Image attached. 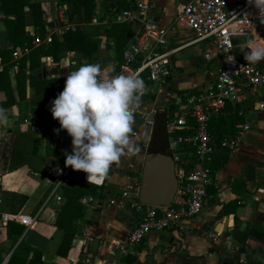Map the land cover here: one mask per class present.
<instances>
[{
    "label": "crops",
    "instance_id": "crops-1",
    "mask_svg": "<svg viewBox=\"0 0 264 264\" xmlns=\"http://www.w3.org/2000/svg\"><path fill=\"white\" fill-rule=\"evenodd\" d=\"M185 1L149 0L145 21L166 27L175 4ZM40 4L42 32L36 31L28 15L25 19L24 29L33 35L31 45L37 44L33 37L42 38L45 34V26L60 35L65 26L74 25L65 19L63 9L55 0H40ZM95 11V16L83 23V28L99 38L93 60L105 70V76H111L115 73H108L107 67L115 63L114 51L110 39L102 34L111 21L99 16L98 5ZM127 22L132 34L123 49L139 42L142 30L140 20ZM166 46L175 48L170 57V74L161 82L146 81V86L150 83L148 91L135 113L134 137L138 138L139 151L123 156L111 166L106 178L92 183L97 186L98 195L84 192L68 200L64 190L56 189L55 193L61 197L55 201L48 195L53 186L47 169L65 163V153L72 148V140L65 137L66 130L60 128L52 114L31 112L30 99L34 93L27 76L20 81L25 95L18 98L17 60L24 55L27 67L29 50L26 45L13 46L0 12V48H13L0 62V67L7 64V76L0 75V101L13 99L10 104L0 106L6 109L9 119L7 126L0 125V185L3 189L0 264H264V85L253 86L241 78L236 82L237 99L227 101L219 112L211 115L208 129L217 143L220 138L229 136L234 126L248 123V128L233 149L216 146L212 153L207 164L212 180L206 185L200 214L183 230H152L136 243L127 241L135 213L119 200V191L136 182L138 197L146 202L140 186L151 130L143 125L140 113L149 107L155 109L154 115L164 112L171 104L173 108L175 95L209 87L220 65L212 43L208 39L196 40L189 29H167ZM147 47L145 38L139 43L140 52H145ZM161 49L156 47V50ZM234 49L239 52L242 48L236 45ZM207 50L211 52L209 58L203 55ZM69 55L74 63L66 69L62 65ZM38 61L37 66L42 67L45 74L33 72L36 79L53 77L54 85L66 78L69 71L87 62L85 57L69 50L58 60L42 55ZM257 64L264 67V60ZM31 69L26 68L25 73H32ZM50 97L53 96L49 95L44 103L47 109H51L46 106ZM259 101L263 107H258ZM33 107L43 108L38 103ZM72 180L88 182L87 174L75 171ZM178 197L175 187L171 198ZM2 212L17 213L24 220H2ZM7 224L11 228L9 233ZM19 225L20 232L16 229ZM22 242L38 254L20 247Z\"/></svg>",
    "mask_w": 264,
    "mask_h": 264
},
{
    "label": "built area",
    "instance_id": "built-area-1",
    "mask_svg": "<svg viewBox=\"0 0 264 264\" xmlns=\"http://www.w3.org/2000/svg\"><path fill=\"white\" fill-rule=\"evenodd\" d=\"M130 1L131 7H117L113 14L124 21L140 20L142 30L138 37L139 42L126 46L121 60L117 65L112 64L115 68L114 75L135 72L145 83L164 81L170 74V57L175 50L166 46L167 29L175 31L186 28L193 33L196 40L208 39L214 53L220 58V65L209 87L175 95L173 108L171 104L164 109L165 137L179 197L171 198L165 204L141 201L136 182L125 185L119 191V200L135 213L127 232V241L133 244L152 230H183L191 219L200 214L206 185L212 180L207 165L212 153L216 146L226 150L233 149L240 135L248 128V123H242L232 135L222 137L215 143L208 129V120L212 114L219 112L226 101L237 99L238 78L253 86L264 85V67L257 63H248L234 49L236 45L247 47V41L264 44V12H260L249 0H187L175 4L172 19L166 27H156L145 21L149 0ZM73 27L74 25H68L64 29ZM45 29L42 38L35 36L33 42L38 44L50 41L54 32L50 31L49 26H45ZM64 29H61V33ZM233 36H244L245 41L233 44ZM145 38L148 39V47L141 53L139 43ZM156 47L163 49L156 50ZM203 55L209 58L211 52L207 50ZM257 104L258 107H263L262 102ZM154 113L153 107L140 113L142 123L149 131L153 126ZM65 136L71 138L67 131ZM74 172L71 166L66 169L57 165L50 166L47 173L52 177L53 189L49 194L53 193L58 184L71 179ZM2 190L0 185V204L3 202ZM52 196L55 201L60 200L58 193L54 192ZM1 218L24 220L17 213L7 212H2Z\"/></svg>",
    "mask_w": 264,
    "mask_h": 264
},
{
    "label": "clouds",
    "instance_id": "clouds-1",
    "mask_svg": "<svg viewBox=\"0 0 264 264\" xmlns=\"http://www.w3.org/2000/svg\"><path fill=\"white\" fill-rule=\"evenodd\" d=\"M249 3L264 12V0ZM246 43L244 59L248 63L264 60V44ZM73 63L69 55L62 67L70 69ZM104 71L98 63H82L69 71L50 109L53 119L72 138V152L65 153V166L85 172L88 183H99L114 163L139 151L138 138L134 137L135 113L148 91L138 73L105 76ZM107 72H115L114 66L108 65ZM8 123L7 111L0 107V125Z\"/></svg>",
    "mask_w": 264,
    "mask_h": 264
},
{
    "label": "trees",
    "instance_id": "trees-1",
    "mask_svg": "<svg viewBox=\"0 0 264 264\" xmlns=\"http://www.w3.org/2000/svg\"><path fill=\"white\" fill-rule=\"evenodd\" d=\"M55 4L63 9V14L65 19L74 24L73 28H66L60 35L55 33L51 34V39L48 42H40L36 45H31L32 34L24 29L26 15L31 19L36 31L40 34L43 29V9L40 4V0H0V12L2 13V20L6 29L8 38L12 40L13 46H28V65L25 66L24 55L17 60V91L18 98L24 97V90L20 87V81L23 82L25 76L29 78L28 84L33 86V97L30 99L32 101L31 112L33 114H52L50 109L44 107L46 98L50 95L57 97V95L63 90L65 85V80H59L57 85H54L55 79L52 77L36 79L34 73H25L26 68H34L39 64V57L42 55H49L53 60H58L64 51L69 50L76 52L79 56L85 57L86 63H98V61L93 60L94 54L97 51L99 38L92 35L89 31L83 28V23L89 22L93 16L96 14V6L100 8L99 16L105 17L107 20L111 21L107 27L103 28L102 34L107 36L111 41V47L114 51L112 60L118 63L121 60V54L124 47L125 41L131 36L132 31L129 27L127 21L118 20L114 14L113 9L115 7H131L130 0H55ZM26 7V8H25ZM12 14V16H8ZM13 50V48H0V62H3V56L7 57L8 54ZM36 57V59H34ZM2 64V63H1ZM99 64V63H98ZM7 64H2L0 67V75L6 73ZM34 78L35 80H30ZM8 83V81H7ZM150 83H147L149 86ZM2 86V85H1ZM8 86V84H7ZM4 88V87H3ZM152 96V94H150ZM13 99H4L0 101V106L4 104H10ZM41 104L43 108L33 107V104ZM227 101L224 103V105ZM224 105L222 107H224ZM221 107V109H222ZM237 127H233L231 134L235 131ZM70 138L68 136H65ZM72 140V138H70ZM73 147V146H72ZM72 148H70L67 153H71ZM62 169H66L65 163L60 164ZM52 178V177H51ZM58 190H64L66 199H75L78 195L87 192L91 195H98L96 192L97 186L84 182L82 180H72L69 179L66 183H60L56 186L53 193ZM49 194V197L52 194ZM59 194V193H58ZM60 195V194H59ZM61 197V196H60ZM13 223L18 224L13 221ZM18 232L21 231V226L16 228ZM11 230L10 225L7 224L6 231L9 233ZM25 250H32V253L38 252L24 244H20Z\"/></svg>",
    "mask_w": 264,
    "mask_h": 264
},
{
    "label": "water",
    "instance_id": "water-1",
    "mask_svg": "<svg viewBox=\"0 0 264 264\" xmlns=\"http://www.w3.org/2000/svg\"><path fill=\"white\" fill-rule=\"evenodd\" d=\"M244 41V36L231 37V42L233 44L243 43ZM247 51V47L244 46L238 52V56L240 58H244V54ZM30 71L32 73L41 72L42 75L45 74L44 69L40 66L32 68ZM54 99V97L48 98L46 106L52 107ZM143 168L146 172L144 175L142 174V183L140 188L143 195H146L144 196L146 198V202L157 204L167 203L176 187V178L165 137L163 111H158L154 115L153 126L147 146L145 165Z\"/></svg>",
    "mask_w": 264,
    "mask_h": 264
},
{
    "label": "rangeland",
    "instance_id": "rangeland-1",
    "mask_svg": "<svg viewBox=\"0 0 264 264\" xmlns=\"http://www.w3.org/2000/svg\"><path fill=\"white\" fill-rule=\"evenodd\" d=\"M145 172H146V171H145V169L143 168V171L141 172V175H142V174L144 175ZM144 183H145V182H144Z\"/></svg>",
    "mask_w": 264,
    "mask_h": 264
}]
</instances>
